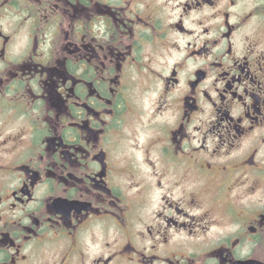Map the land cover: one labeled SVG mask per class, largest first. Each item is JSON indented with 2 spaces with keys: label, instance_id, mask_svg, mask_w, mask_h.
Returning <instances> with one entry per match:
<instances>
[{
  "label": "flooded vegetation",
  "instance_id": "1",
  "mask_svg": "<svg viewBox=\"0 0 264 264\" xmlns=\"http://www.w3.org/2000/svg\"><path fill=\"white\" fill-rule=\"evenodd\" d=\"M0 264H264V0H0Z\"/></svg>",
  "mask_w": 264,
  "mask_h": 264
}]
</instances>
